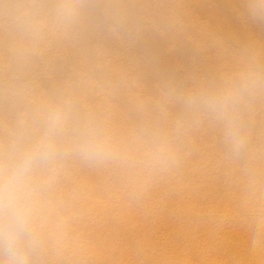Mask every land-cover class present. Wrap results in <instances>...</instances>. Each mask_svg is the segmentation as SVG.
I'll return each instance as SVG.
<instances>
[{"label": "bare ground", "instance_id": "obj_1", "mask_svg": "<svg viewBox=\"0 0 264 264\" xmlns=\"http://www.w3.org/2000/svg\"><path fill=\"white\" fill-rule=\"evenodd\" d=\"M121 2L147 12L150 23L179 6L188 29L161 36L150 27L129 43L98 13L74 36L50 33L24 71L26 104L71 95L81 111L125 135L157 117L162 83L190 87L219 77L234 69L241 47L264 45V23L249 18L247 0ZM18 44L0 12V141L18 111L6 95ZM178 115L170 106L169 120ZM247 120L241 158L228 154L218 127L205 121L182 138L179 162L166 171L68 161L53 192L50 219L60 228L46 264H264V236L253 245L264 214V100Z\"/></svg>", "mask_w": 264, "mask_h": 264}, {"label": "clouds", "instance_id": "obj_2", "mask_svg": "<svg viewBox=\"0 0 264 264\" xmlns=\"http://www.w3.org/2000/svg\"><path fill=\"white\" fill-rule=\"evenodd\" d=\"M9 28L18 35L15 71L6 95L17 115L0 141V264H46L50 241L60 225H53V192L59 174L70 160L89 165H115L148 173L166 171L179 162L178 145L193 127L207 121L218 127L233 158L249 146L247 115L264 100V45L252 42L240 48L232 71L196 83L161 85L155 119L141 122L117 135L100 115L81 111L71 95L43 104H26L27 84L22 77L39 45L50 33L74 36L87 17L102 13L107 30L137 42L151 27L161 36L187 31L179 6H170L158 23L147 12L113 0H0ZM252 20L264 23V0H247ZM174 106L179 115L168 118ZM254 247L264 236V214Z\"/></svg>", "mask_w": 264, "mask_h": 264}, {"label": "rangeland", "instance_id": "obj_3", "mask_svg": "<svg viewBox=\"0 0 264 264\" xmlns=\"http://www.w3.org/2000/svg\"><path fill=\"white\" fill-rule=\"evenodd\" d=\"M8 2H15L14 0L12 1V0H7ZM0 12H3V9L2 8H0Z\"/></svg>", "mask_w": 264, "mask_h": 264}]
</instances>
